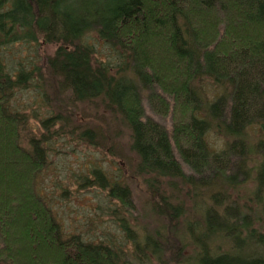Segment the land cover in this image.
Returning a JSON list of instances; mask_svg holds the SVG:
<instances>
[{"label": "trees", "instance_id": "16d2710c", "mask_svg": "<svg viewBox=\"0 0 264 264\" xmlns=\"http://www.w3.org/2000/svg\"><path fill=\"white\" fill-rule=\"evenodd\" d=\"M74 145L92 233L39 191ZM263 151L264 0H0V264H264Z\"/></svg>", "mask_w": 264, "mask_h": 264}, {"label": "rangeland", "instance_id": "374dc122", "mask_svg": "<svg viewBox=\"0 0 264 264\" xmlns=\"http://www.w3.org/2000/svg\"><path fill=\"white\" fill-rule=\"evenodd\" d=\"M193 19L196 25L202 24V22H200L196 17H193ZM211 35L213 36V34ZM250 37L255 38V32L250 33ZM228 46H231V44L227 43L223 46H220L219 50L222 52L221 48ZM153 51L154 48L149 46L148 51L146 52L157 69V64L159 63L160 59H158L156 54L158 53L157 50L155 49V52ZM151 52H153L152 55ZM14 56L17 57V55ZM169 66L170 68L172 67L171 62ZM176 72L179 71L176 69L174 70V73ZM165 74L170 77L172 72L167 70ZM35 95L36 93L34 94L33 91L18 93L15 97L14 105L20 106L21 108L26 109L28 112H31L32 116L35 115V112H39L41 113L40 117L44 118L47 115L44 111V106L37 105L36 102L39 101L34 99ZM150 114L154 117V119L156 118L159 120L162 118L158 113L155 114L151 110ZM37 121L38 119L31 120V126L33 128L37 125ZM166 123H170V120L167 119ZM58 149H61V153H54V155L51 156V164L39 177V191L49 201L54 210V214L59 219V221L67 227V232L83 231L84 233H87L89 230V232L92 233L94 230H101V228L103 229L104 225L106 224V226H108L109 218L106 215L107 212H94L97 209V205L99 204V199H101V192L93 186L90 187L81 185V175L85 174L83 171V167L85 166V158L89 157L98 159L97 156L92 154H99L89 150V148L86 146L76 147L74 145L65 146ZM130 157L132 158V155H130ZM117 160L125 159L118 157ZM121 163L122 161L120 164ZM122 166H124V163H122ZM263 172L264 171L260 168V183H262L264 179V177L261 175ZM133 180L134 181H132L131 184L133 191V201L136 205V208H144V204L147 205L148 203V190L146 186L142 184L141 179L134 178ZM256 195H261L260 189L256 190L255 196ZM4 243L6 245L7 242Z\"/></svg>", "mask_w": 264, "mask_h": 264}]
</instances>
